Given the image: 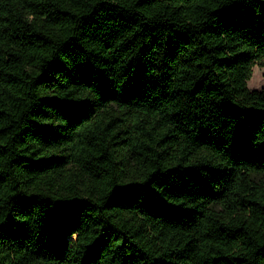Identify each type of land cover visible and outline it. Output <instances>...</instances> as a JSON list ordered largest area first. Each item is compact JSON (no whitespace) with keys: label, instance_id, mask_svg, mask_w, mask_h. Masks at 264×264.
Here are the masks:
<instances>
[{"label":"trees","instance_id":"1","mask_svg":"<svg viewBox=\"0 0 264 264\" xmlns=\"http://www.w3.org/2000/svg\"><path fill=\"white\" fill-rule=\"evenodd\" d=\"M264 0H0V264H264Z\"/></svg>","mask_w":264,"mask_h":264},{"label":"rangeland","instance_id":"2","mask_svg":"<svg viewBox=\"0 0 264 264\" xmlns=\"http://www.w3.org/2000/svg\"><path fill=\"white\" fill-rule=\"evenodd\" d=\"M248 86L252 90L264 88V62L257 64L253 68V74L248 82Z\"/></svg>","mask_w":264,"mask_h":264}]
</instances>
